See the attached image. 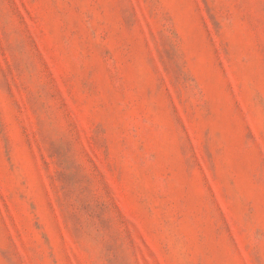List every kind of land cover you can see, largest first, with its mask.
<instances>
[{
    "label": "rangeland",
    "instance_id": "1",
    "mask_svg": "<svg viewBox=\"0 0 264 264\" xmlns=\"http://www.w3.org/2000/svg\"><path fill=\"white\" fill-rule=\"evenodd\" d=\"M0 264H264V0H0Z\"/></svg>",
    "mask_w": 264,
    "mask_h": 264
}]
</instances>
